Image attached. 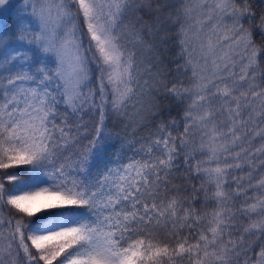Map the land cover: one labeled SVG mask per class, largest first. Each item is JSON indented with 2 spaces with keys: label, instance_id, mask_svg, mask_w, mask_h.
Instances as JSON below:
<instances>
[{
  "label": "snow or ice",
  "instance_id": "obj_1",
  "mask_svg": "<svg viewBox=\"0 0 264 264\" xmlns=\"http://www.w3.org/2000/svg\"><path fill=\"white\" fill-rule=\"evenodd\" d=\"M20 3L0 18V264H264V14ZM186 100L181 132L165 101Z\"/></svg>",
  "mask_w": 264,
  "mask_h": 264
},
{
  "label": "trees",
  "instance_id": "obj_2",
  "mask_svg": "<svg viewBox=\"0 0 264 264\" xmlns=\"http://www.w3.org/2000/svg\"><path fill=\"white\" fill-rule=\"evenodd\" d=\"M238 2H242V0H238ZM250 5L252 7V10L254 12L257 13V20L259 19V15L260 14H264V0H250ZM181 5L180 4H176L174 5V9L175 8H179ZM21 8V3H20V0H13L11 1V7L6 9V11L3 13L2 18L3 19V26L5 29H12L13 25L15 24L16 20H15V17H16V14L18 12V10ZM179 28V25H176V28H173L172 29V33L174 34L176 29ZM254 39L256 40L257 44L260 43V37H259V34H255L254 36ZM171 43V42H170ZM179 51V48H173L171 49V54L172 55H175L176 52ZM180 63H182L183 61H179ZM170 67H175V65H170ZM262 67H264V65H262ZM188 75L190 76L191 73L189 72ZM145 79H147V76L144 77ZM182 79L185 80V84L188 83L187 81V78L186 77H181ZM95 86V76H93V83L89 85V87H94ZM85 91H87V89H85ZM165 103H170L172 104V107H171V111L168 112V111H165L164 114H163V119L165 121L167 120H170V119H176L179 124H180V128H179V131H183V124H184V121H183V114H184V110L185 108L187 107V104L190 103V101H185L183 104H176L174 103L173 101H165ZM129 112H133L134 109L133 107L131 106V104L129 105V109H128ZM90 117L86 116L85 119H89ZM98 119V114H97V117ZM108 127L111 129L113 124L114 123H117L115 121V118H110L108 120ZM123 127V121H120L117 123V128H121ZM151 128L154 130L155 128V125L153 124L151 126ZM148 128H140L137 132V135L140 136V135H144L148 132ZM178 133L177 132H173V135H177ZM193 139H195L197 142H199L200 140V136L199 134H197L196 136L193 137ZM87 141H85L84 143H86ZM205 157H201V156H197V159H204ZM195 183L198 185L200 183L199 180L195 181ZM234 187V185H233ZM201 199H203V194H201ZM239 205V202H237V206ZM199 207V206H198ZM213 206L212 205H209V210H211ZM176 264H181L180 261H177Z\"/></svg>",
  "mask_w": 264,
  "mask_h": 264
},
{
  "label": "rangeland",
  "instance_id": "obj_3",
  "mask_svg": "<svg viewBox=\"0 0 264 264\" xmlns=\"http://www.w3.org/2000/svg\"><path fill=\"white\" fill-rule=\"evenodd\" d=\"M11 1H13V0H11ZM260 143H261V141L258 140V141L253 145V147H258ZM245 171H247V170H245Z\"/></svg>",
  "mask_w": 264,
  "mask_h": 264
}]
</instances>
